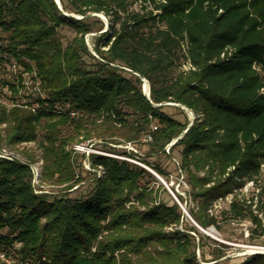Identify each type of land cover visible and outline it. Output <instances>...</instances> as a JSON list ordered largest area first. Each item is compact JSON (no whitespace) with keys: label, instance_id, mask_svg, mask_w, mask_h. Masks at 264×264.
<instances>
[{"label":"trees","instance_id":"16d2710c","mask_svg":"<svg viewBox=\"0 0 264 264\" xmlns=\"http://www.w3.org/2000/svg\"><path fill=\"white\" fill-rule=\"evenodd\" d=\"M59 1L63 12L86 18L64 16L54 0H0V67L18 68L2 83L0 147L35 144L45 180L70 189L73 146L98 139L108 149L146 139L151 154L167 155L176 141L169 152L180 153L194 221L216 227L214 204L253 183L257 203L232 197L223 214L261 235L264 0ZM92 14L110 28L91 51L86 37L104 26ZM64 27L75 34L67 43ZM135 74L149 84L153 104H180L193 122L181 110L184 121L169 115V106H153ZM24 157L25 164L0 159V249L20 244L23 263L229 264L220 250L211 262L202 254L200 263L207 238L176 229L185 221L179 205L159 201V191L144 183L157 181L142 167L92 156L105 176L86 198L72 199L36 195L34 159ZM238 264H264V256Z\"/></svg>","mask_w":264,"mask_h":264},{"label":"rangeland","instance_id":"374dc122","mask_svg":"<svg viewBox=\"0 0 264 264\" xmlns=\"http://www.w3.org/2000/svg\"><path fill=\"white\" fill-rule=\"evenodd\" d=\"M135 9H138V6H135ZM106 21L107 23L102 21L104 26L101 32H95L86 37V43L91 51L94 48L95 39L105 32L107 28L106 26H108L107 31H109L110 23L107 19ZM60 36L62 37L63 42L67 43L74 38L75 34L70 28L64 27L60 30ZM17 72L18 68L14 66L3 65L0 67V94L2 93V83L5 80H8L12 74ZM1 100L4 101V97H2ZM5 101L7 102V100ZM174 108L176 107L169 106L166 107L165 111L169 115L184 121V116L181 113L183 110ZM184 114L187 119L191 121L190 117L185 112ZM1 129L2 128L0 127V130ZM148 142L150 141L143 139L138 145L125 143L122 145H110L108 149H105L102 140L94 139L91 142L85 143V145L73 146V148H71L73 152L71 162L75 170L76 177L75 183L70 189H67L68 186L66 185L56 186L52 184V182L45 180L41 152L35 144L31 143L21 145L17 147L16 150H8L5 152L6 154L15 156L16 159L24 164L27 163L24 155L27 154L32 156L34 163L30 165L29 168L32 173V187L34 193L36 195H48L50 197L64 195L72 199L86 198L94 189L95 181L103 179L105 176V171L102 167H93L91 161L92 156L115 158L121 161L131 162L139 167H142L157 181L155 184L152 180L146 178L144 183L159 191V201L162 200L165 203L170 204L171 201H174L179 205L185 221L184 223L181 222L176 229L185 231L186 227L195 228L199 234L207 238L203 242V249L197 251V258L200 263H202V254L207 262H211L215 257V250H220L219 252L224 254L221 261L225 262V260H228L229 264H238L244 261L247 257L251 256L250 252H253L254 248H264V232L259 236L253 235L255 226L252 223L248 221L237 223L223 214L228 210L232 197L237 198L238 200L254 198V203H257V198L255 196L258 192L255 190L253 185H247L242 191L234 194V196L228 197L225 200L217 201L210 211L211 214L217 217V226L203 229L189 214L190 210H196V204L193 203L189 197V193L191 192L190 187L187 185L185 175L180 169V153L176 151L172 154L169 152L170 149L167 148V155L151 154L147 145ZM110 149L114 151H110ZM153 166L158 167L164 174L162 176L158 175L153 170ZM159 187L162 189H159ZM164 190L166 193L163 192ZM179 197L183 199V202L180 201ZM262 202H264V197ZM260 218L263 221L264 228V211L260 213ZM4 233L5 232H3V234ZM260 233L261 231H259V234ZM190 234L195 236L196 240L199 241V237L196 234L192 232H190ZM214 242L219 245H225L226 248L218 249L219 247L215 245ZM20 248V244H15L9 251H3L0 249V253L5 254L6 256L4 261L0 260V264H27L20 260L18 254V250Z\"/></svg>","mask_w":264,"mask_h":264},{"label":"water","instance_id":"95a60500","mask_svg":"<svg viewBox=\"0 0 264 264\" xmlns=\"http://www.w3.org/2000/svg\"><path fill=\"white\" fill-rule=\"evenodd\" d=\"M54 1H55L56 5H57L58 9L63 13L64 16L69 17V18H72V19H76V20H83V19L86 18V17H76V16L73 15V14H68V13L63 12V10H62V8H61L60 1H59V0H54ZM89 17L99 18V19H101L103 22L107 23V21H106V19H105L104 16H101V15H98V14H92V15H90ZM106 27H107V28H106L105 32H106L107 29H108V26H106ZM105 32H104V33H105ZM102 34H103V33H102ZM93 55H94V54H93ZM94 56H95V55H94ZM135 75H136L137 77H139V75H137V74H135ZM139 78L141 79V82H142V92H143V96H144L148 101H150V103H151L153 106H156V107H166V106H171V107L179 108V109L183 110V111H184V112L190 117L191 122H193V120H194V115H193V114H192V113H191L186 107H184V106H182V105H180V104H159V105H155V104H153V103L151 102V99H150V87H149L147 81H146L145 79L141 78V77H139ZM146 85H147L148 87H146ZM191 126H192V124H190V125L188 126V129H189ZM175 143H176V141L173 142L171 145H169V146H168V149H170ZM250 255H251V256H253V255H263V256H264V252L259 253V252H255V251H253V252H250Z\"/></svg>","mask_w":264,"mask_h":264},{"label":"built area","instance_id":"2783aa9c","mask_svg":"<svg viewBox=\"0 0 264 264\" xmlns=\"http://www.w3.org/2000/svg\"><path fill=\"white\" fill-rule=\"evenodd\" d=\"M0 55H1V49H0ZM5 151H8V150H5V149L0 147V159L7 160V161H10V162H15L16 160H18V159H16L15 156L6 154ZM263 168H264V166H263ZM252 185H253V183H249L248 184V186H252ZM5 257H6L5 254H1L0 253V260L4 261Z\"/></svg>","mask_w":264,"mask_h":264},{"label":"bare ground","instance_id":"6f19581e","mask_svg":"<svg viewBox=\"0 0 264 264\" xmlns=\"http://www.w3.org/2000/svg\"><path fill=\"white\" fill-rule=\"evenodd\" d=\"M146 87H148V86L146 85ZM253 250H254L255 252H259V253L264 252V248H254Z\"/></svg>","mask_w":264,"mask_h":264}]
</instances>
